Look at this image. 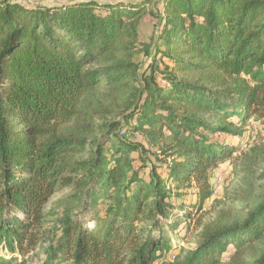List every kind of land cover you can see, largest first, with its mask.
Wrapping results in <instances>:
<instances>
[{
  "label": "trees",
  "instance_id": "obj_1",
  "mask_svg": "<svg viewBox=\"0 0 264 264\" xmlns=\"http://www.w3.org/2000/svg\"><path fill=\"white\" fill-rule=\"evenodd\" d=\"M251 121L264 0H0V264H264V188L200 218L225 166L264 182Z\"/></svg>",
  "mask_w": 264,
  "mask_h": 264
},
{
  "label": "rangeland",
  "instance_id": "obj_2",
  "mask_svg": "<svg viewBox=\"0 0 264 264\" xmlns=\"http://www.w3.org/2000/svg\"><path fill=\"white\" fill-rule=\"evenodd\" d=\"M19 2H27L31 5H46V6H59L72 1L81 0H15ZM119 1H130V0H119ZM159 30L158 22L153 20L151 15L145 16L140 28H139V38L141 41L148 43L149 41H154ZM136 59L141 61L142 66L149 62V58H144V56H136ZM258 123L251 121L248 127V131L245 133L246 143L242 145L240 152L248 153L251 146H255L256 151L260 152L258 157L259 164L256 165L258 171L264 170V132L260 131ZM155 152V151H154ZM158 158H162L158 153H154ZM236 153L234 156H238ZM154 158L153 154L150 159ZM213 188L214 194L207 200L205 207L200 213L201 222H207L212 220L218 210H231L233 212H240L244 208L248 207V203L243 200L234 201L232 198L233 192L237 189L244 187L247 191L249 190L252 194H257L264 188V182L259 179L247 180L244 179L243 174L239 172L235 167L225 166L221 170L217 171L213 177ZM190 198H193V191L189 189L186 195L179 201V203L187 202ZM178 204V203H176ZM198 230L191 228V230L184 236V239L180 241V246L183 248H190L196 242ZM1 254V252H0ZM40 256V251L35 253L26 254L25 256H20L18 254L13 255L15 261L12 264H18L24 261V264H37L38 257Z\"/></svg>",
  "mask_w": 264,
  "mask_h": 264
},
{
  "label": "built area",
  "instance_id": "obj_3",
  "mask_svg": "<svg viewBox=\"0 0 264 264\" xmlns=\"http://www.w3.org/2000/svg\"><path fill=\"white\" fill-rule=\"evenodd\" d=\"M121 133H122V131H121ZM173 258V257H172Z\"/></svg>",
  "mask_w": 264,
  "mask_h": 264
}]
</instances>
